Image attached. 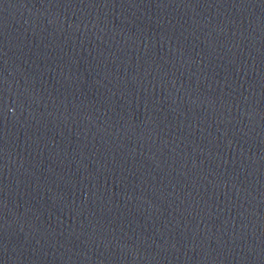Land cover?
I'll return each instance as SVG.
<instances>
[{"label": "water", "instance_id": "95a60500", "mask_svg": "<svg viewBox=\"0 0 264 264\" xmlns=\"http://www.w3.org/2000/svg\"><path fill=\"white\" fill-rule=\"evenodd\" d=\"M0 264H264V0H0Z\"/></svg>", "mask_w": 264, "mask_h": 264}]
</instances>
